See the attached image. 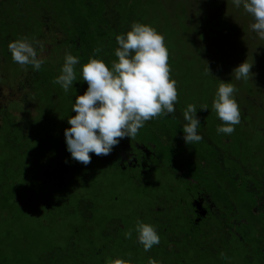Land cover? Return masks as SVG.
<instances>
[{
  "label": "trees",
  "instance_id": "1",
  "mask_svg": "<svg viewBox=\"0 0 264 264\" xmlns=\"http://www.w3.org/2000/svg\"><path fill=\"white\" fill-rule=\"evenodd\" d=\"M44 1L41 0L40 5L50 4L49 0L46 3ZM209 2L206 5V0H54L53 8L48 10H54V14L67 15L71 25L81 27L83 35L82 40L80 37L66 41V35H63L62 40L56 36L52 39L51 49L61 50L64 55L71 53L80 57V63L75 66L78 81L74 82L73 89L65 92L58 87L59 84L54 83L65 59L57 58L56 53L49 55L53 58L50 72L46 71L45 61L39 71L31 65L5 63L7 82H10L11 89L21 82L22 85L30 84L26 85L28 88L22 96L9 101L4 112L0 113V131L7 122L9 135L6 140L11 149L15 148L13 139L17 145L20 141L25 146L37 141V149L19 156L23 157L22 169L18 160L19 169L14 176L9 173L12 158L8 163L9 158H4L7 151L0 148V214L6 218L7 224L24 221L19 226L24 227L25 236L18 235L23 243L35 244L32 238L36 237L42 250L34 264H115L118 259L129 264H149L150 259H155L159 264H264V173H246L249 172L248 167L244 169L245 173L220 171L225 167L224 155H230L232 144L227 145L230 141L222 140L217 128L212 129L209 136L207 130L211 113L216 117L217 127L224 122L215 114L213 107L209 108L205 91L193 93L189 85L190 82L201 85L209 83L218 89L220 81L234 84L237 88L235 99L241 111L240 123H244L248 117L256 119L257 110L264 113V98L258 96L262 89L259 91L254 82L257 78L252 76L244 82L232 75L233 69L244 62L240 55L244 52L243 32L213 28L221 22H227L229 18L218 15L220 23L216 22L215 26V22L209 21L210 12L213 11L210 10L213 6ZM48 10L41 9L44 17L49 13ZM151 14L152 17L162 18L170 29H177L165 31L152 20L148 24L165 38L170 77L177 82V112L145 122L138 134L140 142L160 148L158 160L162 161L163 166L155 168V173L159 172L172 180L174 187L170 192H174L176 187L185 186V197L176 202L149 197L153 203L150 200L139 203L131 201L133 204H127L126 208H130L125 210L121 208L119 198L114 196L115 185L108 184V179L131 185L135 182L143 189V193L147 192L150 185L145 182L139 184L138 179L123 173L115 159L114 149L106 156L90 153L92 159L86 166L82 164L81 167L73 168L64 162L60 173L54 170L40 173L41 143L38 140L40 136L48 135L55 126L54 123L40 120L37 111L41 118L46 114L56 117L57 111L42 103L38 93L49 94L60 109L68 107V112L63 115L58 113L57 117L74 116L75 112L71 108L75 97L83 95L87 88V83L82 80L81 66L90 58H95L103 60L111 69L112 62L117 60L115 37L131 30L133 23L144 24L145 18ZM42 25L50 28L44 20ZM209 26L211 29H207ZM41 32L35 42L28 41L40 53L48 54L44 43H49L51 40L46 39L54 33ZM258 39L263 42L255 47L251 45L246 60L253 65L252 73L264 75V39L252 32L248 41L255 42ZM226 46L230 48L229 51L225 50ZM39 58L43 59L42 54ZM11 72L18 74L13 76ZM238 83H242V86H237ZM216 92L215 89V94L210 93L211 105ZM13 104H22L25 108L13 110ZM190 104L197 107L196 115L201 124L198 133L203 136V140L188 145L183 139V127L187 123L183 113ZM203 105H207L208 110H200ZM239 127H235L236 131L229 137L237 146L247 143L244 137L238 135ZM61 131L55 129L54 142L64 140ZM57 133L59 135L55 137ZM223 147L229 148L224 151ZM48 151L52 152L51 148ZM167 151L179 156L176 162L164 161ZM229 159V163H232V154ZM96 161L101 164L97 166ZM198 169L208 170V176L216 179L214 191L205 187L201 190L200 187L198 197L209 200L212 206L209 213L203 216L195 215L196 207L191 204V191L188 190V181L191 182L199 174H206L199 173ZM22 173L23 183L17 178ZM38 176H43V180ZM82 187L84 195L79 191ZM104 197L106 202L100 200ZM170 207L176 211L172 213ZM15 218L17 221H14ZM138 222L153 225L160 236V243L149 251H145L137 240ZM64 225L68 228L66 232L57 230ZM30 230L37 235H31ZM128 231L132 232L131 238L125 236ZM40 235L43 238H39ZM58 237L65 238V243L60 245L54 241ZM14 244L8 248L17 255L19 249H15Z\"/></svg>",
  "mask_w": 264,
  "mask_h": 264
},
{
  "label": "clouds",
  "instance_id": "2",
  "mask_svg": "<svg viewBox=\"0 0 264 264\" xmlns=\"http://www.w3.org/2000/svg\"><path fill=\"white\" fill-rule=\"evenodd\" d=\"M235 7L243 5L254 23L250 26L259 38L264 39V0H232ZM117 60L111 69L103 60L90 58L81 66L82 80L87 83L83 95L75 97L68 118L70 127L64 130L66 150L73 160L88 165L93 153L109 155L120 139L134 138L145 122L161 116L174 114L178 100L177 82L170 77L169 52L165 38L150 25L133 23L131 30L115 37ZM14 62L21 66L31 65L39 71L44 60L38 58L36 48L27 39L9 43ZM95 51H99L96 49ZM80 57L66 53L64 63L54 83L67 92L78 81L75 66ZM253 65L246 60L235 67L232 75L247 82L253 73ZM209 71V70H208ZM237 88L231 82L220 81L212 107L223 121L217 127L218 133L231 135L241 122L240 107L235 99ZM200 110H208L207 105ZM194 104L187 106L183 113L187 123L183 127V139L191 145L203 140L198 133L200 120ZM137 240L149 251L160 243V236L151 224L138 222ZM131 238L132 232L125 233ZM115 264H129L116 260ZM149 264H159L150 259Z\"/></svg>",
  "mask_w": 264,
  "mask_h": 264
},
{
  "label": "rangeland",
  "instance_id": "3",
  "mask_svg": "<svg viewBox=\"0 0 264 264\" xmlns=\"http://www.w3.org/2000/svg\"><path fill=\"white\" fill-rule=\"evenodd\" d=\"M18 1L20 2V4L18 5L19 8L16 10V13L11 12V10H14L13 6H9L7 8L6 6L3 5L2 7L3 9L10 11L9 19L10 20L14 19L16 21V28L8 30V35L12 36L9 39V43L16 41V38L18 40L20 39L28 40L29 39L32 42H35V40L41 36V33H42L41 31H42V26H43L41 23L43 22V20H45L47 24L50 25V27H55V28L57 27L61 32L60 33L55 30L54 35H48L46 40L47 41L51 40V41L49 43H44L45 49H48V47L50 46L53 47L52 39L55 36L58 40H62L64 39L63 35H66L65 37L66 41H73L75 38L78 39L80 37H81V40L83 39V35H81L82 34L81 27L78 28V27L71 25L67 15L56 14V13L54 14V10L52 9L48 10L50 8H53L54 0H49L50 1L49 5H40L41 0H18ZM210 1H211V5L213 6V8H210V10H213V11L210 12L211 18L209 17V21H211L212 23L215 22V26H216V22L220 23L219 22L220 17H218V15H221V16L226 15V17L229 18L227 22H221L219 26H216V27L213 26V28H219L227 32H230L233 29L235 30L237 29L238 32L239 31L243 32L244 40H243L242 46H243L244 52L240 53V55L243 56L242 59L245 61L249 56V55H246V53L250 50L251 45L255 47L257 44L263 42L260 39H258V41H255V42L251 40H250L251 42L248 41L252 32H254L250 27L254 23L253 17L244 10L243 5H241L239 8L235 7L232 0H210ZM44 2L46 3V0ZM209 3H210L209 0H206V5ZM41 9L48 10L49 13H47L44 17V15H42ZM22 11L24 13L17 14ZM152 15L153 14H151L150 17L148 16L147 18H145L144 24L148 25L149 20L150 21L152 20L157 25L162 26V28H164L165 31L167 30L176 31L177 30L176 28L170 29L168 27V24L166 22L164 23L162 18L156 17V16L152 17ZM52 18L54 21L52 20ZM207 29H211V27L209 26L207 27ZM67 32H68V36H67ZM255 35L259 37L256 34V32H255ZM52 47H50V49L47 50L48 57L43 58V60L46 63L45 68L47 72H50L49 70L50 68H52L53 58L52 56L50 57L49 55H53L56 53V57L60 58L61 60H63L65 57L63 51L61 50L58 51L57 49L56 50L51 49ZM5 50L11 55V52L9 50V44H7ZM225 50L229 51L230 48L226 46ZM8 62L12 65L17 64L11 58L8 60ZM49 63H51V65H49ZM1 71L2 72L4 71L3 65H0V74H1ZM14 72H17V71L15 70ZM76 72L78 73V71ZM11 73H12L11 75L13 76H16L18 74V73H13V72ZM58 74L60 75V73ZM253 77L257 78V81L256 80L254 81L255 86L259 88L258 89L259 91H260V88L262 89V92H260L258 96L264 98V75H257L254 73ZM7 80L8 79L6 78V76L3 80L0 79V85L5 86L7 84V86H9L10 82H7ZM241 84L242 83H238L237 86L241 87L242 86ZM189 85H190V88L193 89V93L194 91H200V92L205 91L204 96L207 98L209 108L212 109V105H211V102H209V98H210V93L212 94L213 92L215 94V89L217 90V88H215L216 86L214 84L212 85L209 83L201 85V83L198 84L194 82H190ZM58 87H61V86L58 85ZM38 95L41 97L42 103L46 104L47 107L52 108L54 111H57V114L60 113L63 115L65 114L64 112H68V107H66V109L65 108L60 109L56 105V101H52V99L50 98L51 96H48L49 94L44 93V95H41V93H38ZM263 107H264V104H263ZM23 108L25 107L22 104H13L11 106V109L13 110H16V109L23 110ZM175 112H177V110ZM57 114H56V117L55 116L50 117L48 114L42 115V117L44 118L43 119L39 116V112L37 111V117L40 120H42L44 123H47V122L54 123L55 127L54 126L53 127L57 131L62 130L61 134L64 135V130L68 126L67 120L71 116L65 115V118H60V117H57ZM256 116H257L256 119L255 118L251 119L250 117H248L246 118V121L244 123H240L235 126V127L240 126L237 129L238 130L237 132L240 137H244L246 139L247 143L244 144L245 146L241 144L237 146L236 144H233L232 140L230 139L231 135L219 133L220 137H223L222 138L223 141L225 142L230 141V143H226L227 145L232 144L230 146L231 148L223 147L224 151H227L229 148L230 155H224L226 159L223 160L225 167H223V169L220 170L222 171V173H245L244 169L246 167L249 168V172L247 171L246 173H264V127H262V125H264V113H262L260 110H257ZM260 116H261V119H260ZM215 118L216 117L215 116L213 117L211 113L210 121H209V130H207V132L209 133V136H210V132H212L211 130L217 128V122ZM7 128H8V125L6 122L4 123L3 130L0 131V148H4L7 151L8 154H4V158L6 156H7L6 159L9 158L8 163H10V158H12V167L9 173L14 174V176H16V173L18 172V169H19L18 160H20V168L22 169L23 157H19V156H24L29 151L31 152L36 151L37 141L32 140L34 142H31L29 146H25L24 143H21L20 141L17 145V142L14 141L13 139L12 141L15 143V148L11 149L10 147H8V141L6 140L8 139V135H9V130H6ZM55 129L51 130V132L48 135H45L43 137L40 136V140H38L41 143V153L39 156L40 167H41L40 173H44L47 171L50 172L53 170L55 173H60L64 162L67 163L66 165H70L73 168L81 167L82 165V163L73 160L70 154H68L69 152L66 150L65 138L64 140L59 139V142H62V143L54 142L56 141V139H54ZM58 135L59 133H57L55 137H57ZM139 136L140 135L138 134L134 138L126 137L125 140L127 142H129L130 140L138 141L140 140ZM121 140L122 139H120V141ZM25 147L27 149H24ZM48 148L49 149L51 148L52 152L48 151ZM155 152L159 154L160 148L155 150ZM205 154H209V153L205 152ZM231 154L233 156V161L232 163H229V160H230L229 158L231 157ZM178 158H179L178 155L176 154L172 155L168 151L166 153V156L163 157L164 161L172 160V162H176V159ZM182 158H184V156H182ZM95 164L99 166L101 163L100 161H96ZM242 164H243V168H242ZM198 170H199V173H206V174H199L197 177H194L195 178L194 180L192 179L191 182H189L188 189H190L191 193L197 195L198 193H200V187H201V190L205 187L208 190L214 191L216 179L208 176V173H209L208 170H205V169H198ZM17 178L21 183H23V180H24L23 173L21 177L17 176ZM38 178L43 180V176H38ZM107 182L108 184L115 185L114 190H113L114 196H117L119 198L121 202V208H124L125 210L130 208V207L126 208L127 204L129 205L133 204V203H130L131 201H137L139 203L141 201L150 200L149 197H152L153 199L158 198L160 201L169 200V201H175V202L185 197V194H183L184 188H186L185 186L184 187L181 186L180 188L176 187L174 192H170L171 190H173L171 188L174 187L172 186V180L167 176H162V174H160L159 172L158 174L155 173L152 177H150L149 179L150 187L147 190L145 188V190L147 191L145 193H143V189H141L140 186L137 185V183L135 182L132 183L131 185V184L123 183L121 180H114L112 178L111 179L109 178ZM79 191H80V194L84 195V187L80 188ZM21 197L24 198L23 196ZM100 200L101 201L104 200L105 202L107 201L105 197L104 199L101 198ZM125 201L127 202L125 203ZM169 210L172 213L176 211V210H173V208L171 207ZM146 211H148V209H146ZM0 215H1L0 217V251H1L0 263L1 264H34V261H37V257L41 255L40 252L42 250L36 237L33 236L32 238L33 240H35V244L23 243L18 237V235L25 236L26 231H24V227L19 226V225H22L24 221L20 220V222L22 221L21 223L15 222L12 224H7L6 218H2V214ZM166 216L168 215L166 214ZM14 221H17V219L15 218ZM66 227L67 226L64 225L61 228L59 227V229L57 230H60V232L63 233L67 231L68 228ZM54 231L55 230H53L52 232ZM29 233L31 235H37L35 234V231L33 230H30ZM49 233L50 232H48V235ZM39 238H43V236L40 235ZM49 238L53 242V239L51 237ZM54 241L62 245L65 243V238L58 237V238H55ZM12 243H15L14 244L15 249H19V252H17V255L11 252L8 248L9 245L11 246Z\"/></svg>",
  "mask_w": 264,
  "mask_h": 264
},
{
  "label": "flooded vegetation",
  "instance_id": "4",
  "mask_svg": "<svg viewBox=\"0 0 264 264\" xmlns=\"http://www.w3.org/2000/svg\"><path fill=\"white\" fill-rule=\"evenodd\" d=\"M19 4L20 2L18 0H0V65H3L4 68V71H1L0 74L1 80H3L5 76L6 78H8V73H6L7 70H5V63L8 62L10 57H12V55L10 56V54L5 50L7 44H9V39L11 38L8 35V30L16 28V21L14 19H9L10 11L3 9L2 7L3 5L7 8L9 6H13L14 10H11V12L16 13V10L19 8ZM22 13L24 12L22 11L17 14ZM54 28L55 27H50L48 29L47 27L42 26V30L44 33H47L48 31L54 33L55 30L57 32H60L57 27L55 29ZM50 47H48V49H50ZM37 53L38 58L40 57V54H42L43 58L47 57L46 52L39 53V51H37ZM27 84L30 83L22 85L21 82L17 85L15 84L14 89H11V86L9 87L7 86V84L5 86L0 85V113L4 112L3 110L6 108L9 101L14 99L17 100L24 94L26 88H28L26 87ZM33 85L35 86V84ZM114 150L116 154L115 159L118 160V165L120 166L122 172L129 173V176L131 178L138 179L139 184H142L143 182L148 184L150 177H152V173H155V168H157L159 165L163 166V163H161L162 161L158 160L159 155L155 152L157 148H155V146L152 144L145 145L144 143L140 142V140H130L129 142H127L126 140L122 139L120 143L115 146ZM163 173H166V171H164ZM186 180L190 179L187 178ZM198 194L197 197H194L195 194H190L191 204L193 207H196L195 215L200 214L201 216H203L209 213V210L212 206L209 204V200H201V198L198 197Z\"/></svg>",
  "mask_w": 264,
  "mask_h": 264
}]
</instances>
